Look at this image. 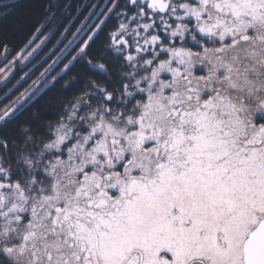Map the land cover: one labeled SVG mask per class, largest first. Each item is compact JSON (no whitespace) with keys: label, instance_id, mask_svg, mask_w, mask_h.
I'll return each instance as SVG.
<instances>
[{"label":"snow or ice","instance_id":"1","mask_svg":"<svg viewBox=\"0 0 264 264\" xmlns=\"http://www.w3.org/2000/svg\"><path fill=\"white\" fill-rule=\"evenodd\" d=\"M0 264H264V0H0Z\"/></svg>","mask_w":264,"mask_h":264}]
</instances>
